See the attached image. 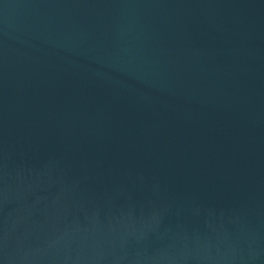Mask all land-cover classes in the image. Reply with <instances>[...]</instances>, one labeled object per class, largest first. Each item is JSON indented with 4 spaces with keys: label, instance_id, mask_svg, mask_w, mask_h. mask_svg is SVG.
<instances>
[{
    "label": "water",
    "instance_id": "water-1",
    "mask_svg": "<svg viewBox=\"0 0 264 264\" xmlns=\"http://www.w3.org/2000/svg\"><path fill=\"white\" fill-rule=\"evenodd\" d=\"M0 264H264V0H0Z\"/></svg>",
    "mask_w": 264,
    "mask_h": 264
}]
</instances>
